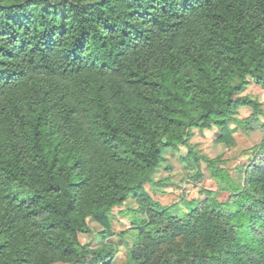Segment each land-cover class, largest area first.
<instances>
[{"label":"trees","instance_id":"trees-1","mask_svg":"<svg viewBox=\"0 0 264 264\" xmlns=\"http://www.w3.org/2000/svg\"><path fill=\"white\" fill-rule=\"evenodd\" d=\"M251 82L264 85V0H0V264H113L115 241L80 235L90 218L115 235L129 197L122 264H264L263 165L237 181L214 168L228 199L184 214L146 187L193 128L232 143L229 121L251 126Z\"/></svg>","mask_w":264,"mask_h":264},{"label":"rangeland","instance_id":"rangeland-1","mask_svg":"<svg viewBox=\"0 0 264 264\" xmlns=\"http://www.w3.org/2000/svg\"><path fill=\"white\" fill-rule=\"evenodd\" d=\"M243 94L259 100L264 109V85L251 82ZM252 113L253 109L246 106L238 112L242 119L250 117L251 126L229 121L232 143L219 139L220 126L193 128L187 144H179L166 154V159L155 173L158 184L154 187L146 185L149 193L164 205H177L178 214L187 213L191 206L201 203L209 195L226 201L229 193L219 186L218 178L213 175L214 168H225L237 181L248 164L264 167V149H258L264 144V113L257 118L251 116ZM137 206V200L129 197L122 205L112 209L110 229L115 235L108 236L107 240H103L102 225L90 218L91 230L80 235L81 241L93 248L106 241H115L117 250L113 264H122L127 260L138 233L133 226V210ZM52 264L69 263L57 260Z\"/></svg>","mask_w":264,"mask_h":264}]
</instances>
